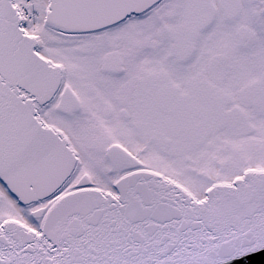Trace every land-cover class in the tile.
<instances>
[{
  "label": "snow or ice",
  "instance_id": "1",
  "mask_svg": "<svg viewBox=\"0 0 264 264\" xmlns=\"http://www.w3.org/2000/svg\"><path fill=\"white\" fill-rule=\"evenodd\" d=\"M0 264H264V0H0Z\"/></svg>",
  "mask_w": 264,
  "mask_h": 264
}]
</instances>
